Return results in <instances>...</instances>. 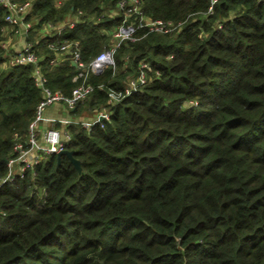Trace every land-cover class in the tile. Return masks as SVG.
<instances>
[{
	"label": "trees",
	"instance_id": "16d2710c",
	"mask_svg": "<svg viewBox=\"0 0 264 264\" xmlns=\"http://www.w3.org/2000/svg\"><path fill=\"white\" fill-rule=\"evenodd\" d=\"M30 1L25 19L37 29L74 20L26 38L47 86L69 95L79 68L51 65L48 43L77 42L88 64L123 12L118 0ZM139 3L178 26L137 29L113 66L86 76L93 89L70 113L109 118L66 125L80 171L52 153L0 182V264H264V0ZM142 60L147 82L120 97ZM4 61L0 45V181L41 98L33 65Z\"/></svg>",
	"mask_w": 264,
	"mask_h": 264
},
{
	"label": "built area",
	"instance_id": "2783aa9c",
	"mask_svg": "<svg viewBox=\"0 0 264 264\" xmlns=\"http://www.w3.org/2000/svg\"><path fill=\"white\" fill-rule=\"evenodd\" d=\"M212 2L214 0H211ZM0 7L4 9V22L6 28L10 26L15 35L19 33L28 34L32 28L29 21L25 19L26 15L31 12L32 2L25 0L18 2L15 0H0ZM116 7L123 12V17L120 24L116 25L111 32V42L101 52H99L88 64H84L80 59L79 46L75 41L61 40L60 42L54 39V42H49L48 47L53 50L54 55L49 59L51 65H55L62 59L70 58L71 62L78 66L79 71L73 79L81 78L82 81L72 88L69 95H65L60 91L52 90L47 86V78L42 72L40 66V57L36 53V49L32 47L30 42H25L23 46L16 52L10 55L5 64H32V76L34 84L41 90V98L38 101L32 121L29 124L27 135L22 141H16L12 147L13 155L7 159V174L1 179L2 182H11L17 176L22 177L25 170L32 168L39 163L46 155L62 151L65 149L64 142L69 139V133L66 129L60 130L53 126L41 128V123L44 120L45 109L55 103H60L68 110L74 109L75 106L82 102L92 91L93 86L85 81L86 76L92 73H100L106 66L114 65V53L117 47L126 40H134L135 32L141 27H148L150 30L158 32H170L174 30L178 24H174L171 20L151 19L146 16L141 7L139 0H118ZM115 10L109 11V14H114ZM50 24V23H47ZM74 20H66L54 27V33L59 34L64 26H73ZM3 48H6V43H0ZM7 55V54H5ZM69 55V56H68ZM149 64L142 60L139 63L138 72L130 76L126 82L121 96L129 95L137 91L142 85L147 82V70ZM111 102L114 98L111 96ZM99 116L103 119L109 118V112L102 109ZM89 128V124H83Z\"/></svg>",
	"mask_w": 264,
	"mask_h": 264
},
{
	"label": "crops",
	"instance_id": "0c3cea01",
	"mask_svg": "<svg viewBox=\"0 0 264 264\" xmlns=\"http://www.w3.org/2000/svg\"><path fill=\"white\" fill-rule=\"evenodd\" d=\"M54 27V25L45 23L39 28V30L44 31V34H51V32L54 30ZM10 31H12L10 26L4 28V34L6 36L4 42L7 45V49H12L13 53H16L23 46V44L27 42V35L24 33L15 35L13 32L10 33ZM99 117L100 116L98 112L90 109H83L81 114L75 115L70 113V110L65 108L63 104L55 103L45 109L44 120L41 123V128L49 127V125L53 124L54 127L64 130L66 129V125L70 122L82 121L83 124L90 125Z\"/></svg>",
	"mask_w": 264,
	"mask_h": 264
},
{
	"label": "water",
	"instance_id": "95a60500",
	"mask_svg": "<svg viewBox=\"0 0 264 264\" xmlns=\"http://www.w3.org/2000/svg\"><path fill=\"white\" fill-rule=\"evenodd\" d=\"M73 64H74V63H73ZM74 65H75V64H74ZM99 119L101 120V119H103V118L100 116ZM62 154L67 155V156L70 158V160H71V162L73 163V165H74L79 171L81 170L79 160L73 156V150L64 149V150H62V151H60V152H58V153L56 154L57 158H59V156L62 155Z\"/></svg>",
	"mask_w": 264,
	"mask_h": 264
},
{
	"label": "rangeland",
	"instance_id": "374dc122",
	"mask_svg": "<svg viewBox=\"0 0 264 264\" xmlns=\"http://www.w3.org/2000/svg\"><path fill=\"white\" fill-rule=\"evenodd\" d=\"M29 22L31 23V25H32V27H33V21L32 20H29ZM34 29L33 30H36L35 32H36V36H38V37H40V36H44V31H40L39 30V28L37 29V28H35V27H33ZM13 31H10V33H12ZM46 35H49V33H47ZM7 46V45H6ZM4 50H5V53L7 54V55H5V61H8L9 60V58H10V55H12L13 54V51H12V49H7V48H4ZM81 114V113H80ZM79 115V114H78Z\"/></svg>",
	"mask_w": 264,
	"mask_h": 264
}]
</instances>
